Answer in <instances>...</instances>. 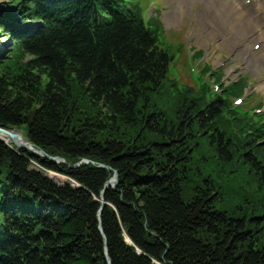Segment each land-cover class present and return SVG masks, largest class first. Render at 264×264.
<instances>
[{
    "label": "trees",
    "instance_id": "obj_1",
    "mask_svg": "<svg viewBox=\"0 0 264 264\" xmlns=\"http://www.w3.org/2000/svg\"><path fill=\"white\" fill-rule=\"evenodd\" d=\"M36 1L52 9L34 2L25 10L30 15L12 16L43 20L38 33H17L15 43L0 50V126H26L34 145L69 165L92 159L110 169L71 168L0 140V264H264V125L236 119L239 130L224 131L218 123L227 110L222 99L208 102L186 90L175 91L172 111L164 109L171 57L159 45V26L145 29L137 8L111 0L121 16L104 6L113 21L98 26L94 10L104 0ZM58 13L68 17L66 29L56 27ZM79 115L82 128L69 125ZM123 126L142 127L153 139L138 142L137 135L130 144L117 137ZM201 143L215 149L224 166H245L262 198L239 199L236 209L220 206L231 196L207 178L189 188V197L182 185L198 182L190 156ZM235 154L242 158L232 164ZM32 163L80 187L56 184ZM113 170L117 184L105 190L98 212L99 193ZM214 178L222 186L231 181L225 174Z\"/></svg>",
    "mask_w": 264,
    "mask_h": 264
},
{
    "label": "rangeland",
    "instance_id": "obj_2",
    "mask_svg": "<svg viewBox=\"0 0 264 264\" xmlns=\"http://www.w3.org/2000/svg\"><path fill=\"white\" fill-rule=\"evenodd\" d=\"M1 1H3V0H0V2ZM4 1L7 2L8 7L9 6H17L16 7L17 12H15V11L12 12V10H10L11 16L12 15H19L22 17V16L26 15L25 14V8L21 6L23 0H17L16 2H15V0H4ZM140 1H141L142 5H144V6H147L150 4V5H154L157 9H163L165 7L164 3H166L168 5V8L172 4L177 3V0H165V2H164V0H140ZM200 6H201V2L197 1V3L190 6L191 8H189L190 10L188 12V15H186V17H184L183 19H178V20L172 22V24L167 23V21L164 18V14H163V17H162L163 21L165 23V26L169 30V33H168L169 35L166 37V41L170 42L171 44H173V42H176V41L183 42L184 41V35H185L186 36L185 41L187 43V47H191V48H195L194 46H198V47H202V48L207 47V44H205L206 38L204 37V35H202V37L199 39H197V37H196V30L198 28L197 22H199V20H200L199 17H197L198 12L200 10ZM6 12H7V9H6ZM6 14L4 12V15H6ZM7 16L9 17V15H7ZM190 20H193V22H194L192 25V28H190V25L188 26V22L190 23ZM186 32H187V35L185 34ZM4 38L5 39L7 38V40L10 39V35L9 36L2 35V31H0V42H2ZM188 40H189V42H188ZM250 46H251V44H250ZM221 48H222V50H215V51L211 52L210 56L207 57V60L213 66H216L217 63L219 61H221L222 59H227L228 64H227L226 69H228L229 67H232L234 65H236L239 68V70L231 78L234 79V78H237L239 75H243L245 73H248L253 77V80H254L253 83L251 84L250 88L253 91H259V92L264 94V87H263V85H264V65H262L258 69V71H256V72L246 70L243 68V66L239 62V58L236 55H230L229 54L228 44L226 42L222 45ZM203 55H204V53H203ZM174 56H175V60L179 61L181 67H180V71L177 67H175V66L172 67V76L173 77L179 78V73L184 71L187 73L189 78L196 85L199 84L200 80H206V75H202L200 73L202 65L196 66V64L190 59L189 53L186 49L175 52ZM78 92H79V90L76 89L74 93L76 94ZM165 95L167 96V94H165ZM173 105L174 106H172L171 111L175 108L176 104L173 102ZM90 108H92V107H90ZM169 114H171V113L169 112ZM76 119H78V122L76 121ZM80 119H81L80 115L75 119L73 117L72 121L69 122V125L71 123H73L74 125L81 127L82 122ZM25 127L26 126H22L16 130L20 131V132H21V130L25 131ZM70 131H73V130H70ZM144 131L145 130L139 126H136L135 129H131L130 126H123V127L119 128V134L117 135V137L122 138V139L125 138L126 140H128V142L130 144H134V140L137 138V135H139V139H138L139 141L138 142H141L142 140H140V139L147 138V136L149 137L150 140H152L153 139L151 137L152 135L148 134L147 131H145V132ZM23 133H24V135H26V132H23ZM0 140H1V138H0ZM1 141L3 142L4 145L7 146V143L4 140H1ZM29 141H30V139H29ZM9 145L12 146V144H9ZM32 145H33V148L35 150H37L38 147L34 144H32ZM38 150L44 151L43 149L41 150L40 148H38ZM214 150L215 149L209 148L208 146L206 147L203 145V143H201V145L199 144L197 151L194 152L190 156L191 157L190 161L192 163H194V166L196 168L199 169V173H198L199 176H198V182L193 183L187 179L185 182H183L182 187H184L185 190L187 191L186 194L189 195V197H191L190 193L188 194L189 188L193 185H195V186H197L199 184L201 185V182L205 178H207L209 180L208 184L210 186L212 183H214L223 190V191L221 190V192H219V193L223 194V192H224V193H226V196H231L230 202L225 199L224 202H222L223 204H221L220 206L229 205L228 208L234 207V209H236L237 208L236 204H238L236 202L239 199H241L240 202H242V201L246 200V198H248V197H250L251 200H253V201L259 200L260 198H262V192L260 191V187L258 185V180H255L253 175L247 174V172H246L247 168L245 166H241L243 169L242 168H236L235 170H232L231 168L224 166L222 163H220L217 160V155H216ZM184 151L185 150L181 151L182 155H184L183 154ZM46 154H48V153H46ZM232 158H233V161L231 163L233 164L236 161V159H238V158L240 159L242 157H237L235 154V156L233 155ZM62 160L64 163H68L65 159H62ZM84 160L86 162H88V164H91V165L92 164L93 165L98 164V162H96L92 159H84ZM33 165L36 166L35 164H33ZM238 165H241V164L239 163ZM183 168H186V165H184ZM111 174H113V173L111 172ZM218 174H225V178L229 177L231 179V181L223 184V186H222L221 183L217 179L214 178V177L218 176ZM58 177L61 178V180L66 179L62 175H58ZM221 179H224V176H222ZM55 180L59 181L58 179H55ZM232 185L236 187L234 190L230 189V186H232ZM225 188H227L229 190H225ZM190 192H191V190H190ZM235 215L239 216L241 214L235 213Z\"/></svg>",
    "mask_w": 264,
    "mask_h": 264
},
{
    "label": "bare ground",
    "instance_id": "obj_3",
    "mask_svg": "<svg viewBox=\"0 0 264 264\" xmlns=\"http://www.w3.org/2000/svg\"><path fill=\"white\" fill-rule=\"evenodd\" d=\"M16 1L17 0H15V2ZM197 1L201 2V7L197 16L200 20L197 22V26L200 29L206 30V41L221 40L218 47H221L222 44L226 42L229 51L243 54L246 64L250 65L252 68L257 69L256 63H260L261 65L264 63V29L262 28V24L264 23V8L262 7L264 0H177V3L175 2L176 4H172L171 8L164 13L165 20L168 24H172V22L178 19H183L188 15L189 8H191L190 6ZM34 2L41 4L48 10L52 9L51 6L36 0H25L22 3L28 8L25 10L32 11L35 6H33ZM7 7V2L4 0L0 2V12L5 10L6 14V9L11 10L14 6H9V9ZM76 9L77 7L72 8V15L78 14ZM42 13V11L41 13L38 12V15ZM30 14L31 13L26 12V15ZM3 15L4 11L0 13V31H2V34L6 31L21 34L29 33L28 29L26 30V26L28 25H26V22L22 20L16 21L15 16H10L11 22L2 23ZM42 21L40 19L39 23L42 24ZM34 22V20L29 21V23ZM59 27L66 29L65 26L60 24ZM67 29H69L68 26ZM225 35H227V38H223ZM6 41L7 38H4L2 41L5 46H7L8 42ZM251 41L260 43L257 52L248 48L247 44ZM34 46H37L36 43H34ZM59 63L60 62H56L58 66H60ZM14 133L15 135L11 136L9 132L0 131V138L7 144H12L14 148L28 146L29 140L25 137L26 135H24L23 132L15 131ZM81 166H86V163L83 162L78 167ZM52 175L55 178H59L57 175ZM1 189L7 188L2 187ZM26 211L28 212V209ZM23 214L27 216V218L32 217L26 213ZM2 219L3 214H0V220ZM20 223L22 224L23 220H20ZM14 236L15 230L10 232L8 237L9 239H14Z\"/></svg>",
    "mask_w": 264,
    "mask_h": 264
},
{
    "label": "water",
    "instance_id": "obj_4",
    "mask_svg": "<svg viewBox=\"0 0 264 264\" xmlns=\"http://www.w3.org/2000/svg\"><path fill=\"white\" fill-rule=\"evenodd\" d=\"M0 131L7 132L6 130L2 129L1 127H0ZM10 135H11V136H12V135H15V133L12 131V132H10Z\"/></svg>",
    "mask_w": 264,
    "mask_h": 264
}]
</instances>
